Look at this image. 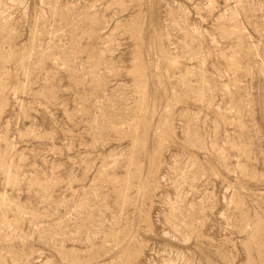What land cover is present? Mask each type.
<instances>
[{
  "label": "rangeland",
  "instance_id": "rangeland-1",
  "mask_svg": "<svg viewBox=\"0 0 264 264\" xmlns=\"http://www.w3.org/2000/svg\"><path fill=\"white\" fill-rule=\"evenodd\" d=\"M0 264H264V0H0Z\"/></svg>",
  "mask_w": 264,
  "mask_h": 264
}]
</instances>
